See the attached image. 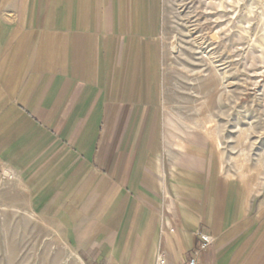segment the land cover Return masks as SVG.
Here are the masks:
<instances>
[{
    "label": "crops",
    "instance_id": "obj_1",
    "mask_svg": "<svg viewBox=\"0 0 264 264\" xmlns=\"http://www.w3.org/2000/svg\"><path fill=\"white\" fill-rule=\"evenodd\" d=\"M159 28L158 0H0V164L90 264H184L199 234L200 264H264L246 190L163 127Z\"/></svg>",
    "mask_w": 264,
    "mask_h": 264
},
{
    "label": "rangeland",
    "instance_id": "obj_2",
    "mask_svg": "<svg viewBox=\"0 0 264 264\" xmlns=\"http://www.w3.org/2000/svg\"><path fill=\"white\" fill-rule=\"evenodd\" d=\"M158 4L163 127L207 143L218 173L246 190V239L264 258V0ZM2 167L0 264H90Z\"/></svg>",
    "mask_w": 264,
    "mask_h": 264
},
{
    "label": "built area",
    "instance_id": "obj_3",
    "mask_svg": "<svg viewBox=\"0 0 264 264\" xmlns=\"http://www.w3.org/2000/svg\"><path fill=\"white\" fill-rule=\"evenodd\" d=\"M213 244V240L209 235L199 234L197 245L192 249L190 255L184 264H200V257L202 253L207 251ZM155 264H165V260L162 253L156 256Z\"/></svg>",
    "mask_w": 264,
    "mask_h": 264
}]
</instances>
